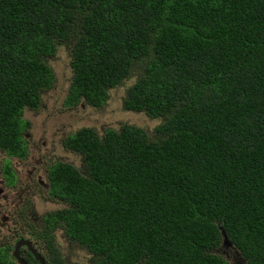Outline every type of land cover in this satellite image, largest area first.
<instances>
[{
	"label": "trees",
	"instance_id": "obj_1",
	"mask_svg": "<svg viewBox=\"0 0 264 264\" xmlns=\"http://www.w3.org/2000/svg\"><path fill=\"white\" fill-rule=\"evenodd\" d=\"M72 46L68 106L100 108L136 77L127 111L161 123L66 139L83 169L56 163L39 239L54 232L90 264H264V0H0V150L24 157L26 109L54 83L48 59ZM40 242V241H39ZM53 246L52 248L47 245ZM0 264H17L0 246Z\"/></svg>",
	"mask_w": 264,
	"mask_h": 264
},
{
	"label": "rangeland",
	"instance_id": "obj_2",
	"mask_svg": "<svg viewBox=\"0 0 264 264\" xmlns=\"http://www.w3.org/2000/svg\"><path fill=\"white\" fill-rule=\"evenodd\" d=\"M71 47L70 45L65 46V44L60 45L56 55L48 59V64L54 73V83L49 90L42 93L39 108L36 110L26 109L23 114V119L29 125L24 136L31 149L30 158L42 162L40 165L33 163L32 166H38V172L40 171L45 182H47L45 178L48 175V168L54 163L66 162L83 169V158L64 146V141L70 135L88 128L96 131L102 137L107 130H120L124 125H129L143 129L150 139L156 140L155 129L161 123L160 120L151 119L144 113L131 112L124 108L127 91L135 83L136 77L109 90L108 98L100 108L90 106L85 102L76 106H68L66 100L73 79ZM44 141H46V145L43 144ZM5 156L0 152V163ZM16 169L19 168L15 167ZM22 173L26 175V168ZM35 178L38 179L37 176ZM34 186L36 187V184ZM22 189V187L17 188V190ZM48 196V188L43 195L37 196L35 203L38 207V215L62 208L56 200L49 199ZM28 199L32 201L34 197L29 196ZM9 201L17 202L18 198ZM7 204L8 202L3 198L0 199V242L17 230L13 225L15 217H9L11 214ZM63 233L64 231H60L57 236L64 252L65 264H90L93 256L87 250L71 243ZM235 250L232 245L223 244L222 250L215 251V253L221 254L232 264L234 263L230 259L234 258L237 260L236 262L240 263L239 255Z\"/></svg>",
	"mask_w": 264,
	"mask_h": 264
},
{
	"label": "flooded vegetation",
	"instance_id": "obj_3",
	"mask_svg": "<svg viewBox=\"0 0 264 264\" xmlns=\"http://www.w3.org/2000/svg\"><path fill=\"white\" fill-rule=\"evenodd\" d=\"M28 126L29 125L27 124L26 129L28 128ZM23 137L26 141L24 134H23ZM65 141H64V146L66 147ZM43 144L46 145V141H44ZM26 145H27L26 154L24 157H12L0 150V152L6 155L4 158H2L3 162L1 161L0 163L1 164L0 199L3 198L5 201L8 202L7 207H8V211L11 214L9 217H12V218L15 217V219L13 220V225L17 229L15 233L13 232L10 237L4 238L0 242V246L4 247L5 249L10 247V255L14 259L13 252L16 248L17 242L20 241L21 239L30 241L33 243L34 249H36L39 252V254H41V256L45 259L46 264H50L48 254L45 251V250H48V246L46 247L45 244L41 243V239H39V233H40L42 226L47 225L48 222L47 220H45V218L48 215L55 213L56 211L62 210L66 208L67 206L60 198L52 194L51 169L56 163L52 164L48 168L49 170L48 175L45 178L47 182H45L43 177L40 175V171L38 172L39 170L38 166H32L33 163H36V165H40L42 162L39 160L35 161V158H30L31 149L28 147L27 142H26ZM57 163H66V162H57ZM15 167L19 169L15 170ZM25 168H26V175L22 173L23 169ZM35 176H37L38 179H36ZM35 184H36V187L34 186ZM19 187H22L23 189L17 190V188ZM47 188L49 192L48 198L56 200L62 206V208L56 211H46L45 213L38 215V210H37L38 207L36 206L35 202L37 201L36 200L37 196L40 197L41 195H43L44 191L47 190ZM38 190L40 191L38 192ZM29 196L34 197L33 199L34 202L33 200L29 201L28 199ZM15 198H18L17 202L9 201V200H14ZM62 230H63L62 228H57V230L54 232V239H55V247L58 250L57 253L59 254V257L61 256V262L65 264L64 261L66 260L64 258V252H63V249L60 243L58 242V236H57V234L60 231L63 232ZM63 234L65 236V233ZM47 245L49 244L47 243ZM50 247L52 248L53 246H50ZM78 247L81 248L80 246ZM222 247H223V244L217 251L222 250ZM235 252L237 253V255H239L240 263L236 262L237 260L235 258L230 259V260L234 264L236 263L246 264L245 260L241 258L240 254H238L239 252H237L236 250ZM20 255L28 264H40L36 260L33 253L29 251V249L26 246L21 248ZM225 260L228 261L229 264H232L227 258ZM77 264H80V263H77Z\"/></svg>",
	"mask_w": 264,
	"mask_h": 264
},
{
	"label": "water",
	"instance_id": "obj_4",
	"mask_svg": "<svg viewBox=\"0 0 264 264\" xmlns=\"http://www.w3.org/2000/svg\"><path fill=\"white\" fill-rule=\"evenodd\" d=\"M222 235L224 237L223 244H228L229 246H231L232 244L229 242V239L225 234V232H222ZM24 246H26L29 249V251L33 253L36 260L40 264H46L45 259L41 256V254H39V252L36 249H34L33 243L24 239H21L20 241L17 242L16 248L13 252V257L18 264H28L20 255V250Z\"/></svg>",
	"mask_w": 264,
	"mask_h": 264
}]
</instances>
